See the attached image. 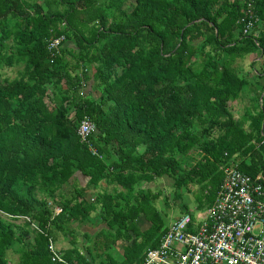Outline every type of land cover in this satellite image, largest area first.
Listing matches in <instances>:
<instances>
[{
  "label": "trees",
  "instance_id": "16d2710c",
  "mask_svg": "<svg viewBox=\"0 0 264 264\" xmlns=\"http://www.w3.org/2000/svg\"><path fill=\"white\" fill-rule=\"evenodd\" d=\"M42 1L46 10L0 0V70L21 66L0 75V264L9 250L15 264H140L169 224L144 183L171 178L177 203L194 184L203 209L229 162L264 174V85L260 72L236 68L264 57V0ZM249 2L256 27L245 35ZM253 86L235 118L231 103ZM84 116L97 155L79 141ZM40 195L58 198L59 213ZM91 226L93 235L82 230ZM50 241L63 262L51 259Z\"/></svg>",
  "mask_w": 264,
  "mask_h": 264
},
{
  "label": "built area",
  "instance_id": "2783aa9c",
  "mask_svg": "<svg viewBox=\"0 0 264 264\" xmlns=\"http://www.w3.org/2000/svg\"><path fill=\"white\" fill-rule=\"evenodd\" d=\"M239 23L245 35L255 29L251 2ZM63 40L50 39L48 49L57 50ZM94 131L89 117L80 119L79 141L97 155L90 143ZM222 171L213 203L171 220L158 247L147 248L140 264H264V174L251 177L240 172L236 162ZM48 249L53 261L63 262L52 241Z\"/></svg>",
  "mask_w": 264,
  "mask_h": 264
},
{
  "label": "rangeland",
  "instance_id": "374dc122",
  "mask_svg": "<svg viewBox=\"0 0 264 264\" xmlns=\"http://www.w3.org/2000/svg\"><path fill=\"white\" fill-rule=\"evenodd\" d=\"M38 2H40L44 8V10H46V6L43 4L42 0H37ZM130 5V2L128 1L126 4V7H128ZM8 44H11V41H8ZM236 68L241 69V70H248L250 67L248 66V61L247 58L244 57V59L239 60V62L236 64ZM21 69V66H15V67H11V68H3L0 70V75L1 77H8V78H14L18 76V70ZM251 70V68H250ZM81 183L78 185H83L85 183L86 178L81 176L80 178ZM173 185V181L171 178H160V179H155L152 182H147L143 184V187L147 186L149 187V190L152 193H157L159 192V197L156 199V208L157 210L164 216L165 220L169 223L171 220H173L174 218L180 216L181 214H183L184 212H182L181 209L184 208V206H187L189 208L190 211L192 212H196V205L194 202V193L196 192V190H198V187L196 185H189V188L191 190V192H186L185 188L182 187L180 190H178V193L182 194V200L183 203H185L186 205H178V204H183L182 202L177 203L176 200H174L171 196L173 194L174 191V187ZM181 195V196H182ZM40 197H44L47 200L48 206L50 208L53 209L54 213L56 214V210L59 209L58 205H56V202H60L58 200V198H55L54 201L53 200H49L48 197H45L44 195H40ZM59 213V212H58ZM5 218V216H4ZM23 220H25L23 217L21 219L16 220V224H22ZM137 225L140 228V230H145L149 227L150 223L143 217L141 216L138 220H137ZM82 230H86V231H90L89 227H82ZM65 241V240H64ZM64 241H61L60 247L64 246ZM65 246L64 247H69V244L65 241ZM59 246V242L57 243ZM88 244V243H87ZM57 246H55L56 248ZM62 248V247H61ZM57 249V248H56ZM8 259L10 260V264H15L18 260V254L13 252L12 250L8 251Z\"/></svg>",
  "mask_w": 264,
  "mask_h": 264
},
{
  "label": "crops",
  "instance_id": "0c3cea01",
  "mask_svg": "<svg viewBox=\"0 0 264 264\" xmlns=\"http://www.w3.org/2000/svg\"><path fill=\"white\" fill-rule=\"evenodd\" d=\"M262 55L263 53H261L260 55L250 54L246 56L247 61H248V66L251 68V70L252 71L256 70L260 72V74L258 75L259 78L256 81L259 84V86H261L262 84L264 85V57H262ZM250 68L248 69L249 71H251ZM249 77L253 78V73H250ZM254 96H255V87L253 86L250 90H244L242 94L240 95V97L231 103V110L235 118H239L244 113L245 109L250 105L251 103L250 101L253 99ZM263 96H264V91L261 93L260 99ZM81 176L82 175H80L79 173L76 174L77 184L81 183V180H80ZM86 181L87 179L85 180V183L80 186H84L86 184ZM100 188L110 190L112 188V185H107L105 182L102 181L100 184ZM95 191L96 190H94V192ZM89 228H90L89 232L93 235L95 233L94 228L92 226ZM65 244L66 243L64 242V246ZM60 245L62 244H60L59 242V246ZM64 246H61V247L67 248Z\"/></svg>",
  "mask_w": 264,
  "mask_h": 264
}]
</instances>
